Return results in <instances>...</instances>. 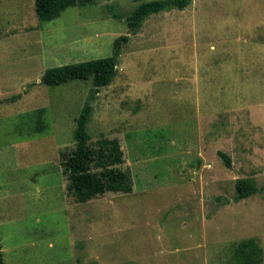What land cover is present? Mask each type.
Wrapping results in <instances>:
<instances>
[{
  "label": "rangeland",
  "instance_id": "1",
  "mask_svg": "<svg viewBox=\"0 0 264 264\" xmlns=\"http://www.w3.org/2000/svg\"><path fill=\"white\" fill-rule=\"evenodd\" d=\"M142 1L78 0L40 23L29 0H0L5 264H244L249 239L264 264V0H194L130 30ZM126 34L109 85L42 82L48 68L110 56ZM87 102L88 146L120 144L106 162L130 192L82 201L71 188L64 163L78 187L103 170L85 167L75 138ZM237 179L259 192L236 200Z\"/></svg>",
  "mask_w": 264,
  "mask_h": 264
},
{
  "label": "trees",
  "instance_id": "2",
  "mask_svg": "<svg viewBox=\"0 0 264 264\" xmlns=\"http://www.w3.org/2000/svg\"><path fill=\"white\" fill-rule=\"evenodd\" d=\"M194 0H149L140 2L133 11L126 17V24L130 30H138L145 19L153 14L170 11L173 9H185L193 3ZM36 12L40 22H51L57 19L67 8L75 7L78 0H35ZM110 10L113 6H109ZM114 17L119 18L121 14L113 12ZM130 37L128 34L115 39L113 52L110 56L85 60L70 64L59 65L48 68L42 78V82L47 86H59L71 80L92 79L96 90L109 85L117 74L119 58L123 47L128 43ZM92 114V105L87 102L78 118L75 138L81 150L84 153L82 163L89 169L92 164L95 167L100 165L103 170L100 171V177L95 181V186L78 187L75 184L77 174V164L70 161L64 163L65 171L70 174L71 188L75 189L76 195L82 201L90 199L92 196L104 193L106 191H132V181L130 175L122 171L121 167H113L117 162L112 159L110 163L106 162L108 154L115 157L120 151V144L111 139H103L101 144L96 147L88 146L90 136L87 131V125ZM82 151L80 153L82 154ZM116 151V152H113ZM120 153V152H119ZM219 155L223 158L227 167H232V160L225 152L220 151ZM81 161V159H80ZM121 161H118L120 163ZM236 200L248 198L259 192V188L245 179L236 181ZM239 253L244 259V264H262L263 249L254 239H249L242 243ZM0 264H5L0 253Z\"/></svg>",
  "mask_w": 264,
  "mask_h": 264
},
{
  "label": "crops",
  "instance_id": "3",
  "mask_svg": "<svg viewBox=\"0 0 264 264\" xmlns=\"http://www.w3.org/2000/svg\"><path fill=\"white\" fill-rule=\"evenodd\" d=\"M24 1V7L26 8V2L25 0ZM31 4H33V10L36 12V3H35V0H29V7L31 6ZM36 15H37V12H36ZM38 16V15H37ZM39 19V18H38ZM26 22V21H25ZM41 23V22H40Z\"/></svg>",
  "mask_w": 264,
  "mask_h": 264
}]
</instances>
